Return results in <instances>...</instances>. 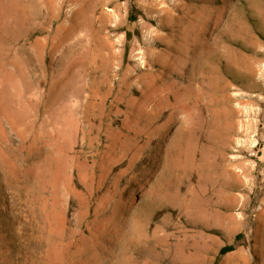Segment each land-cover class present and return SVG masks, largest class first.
I'll list each match as a JSON object with an SVG mask.
<instances>
[{"label":"rangeland","instance_id":"374dc122","mask_svg":"<svg viewBox=\"0 0 264 264\" xmlns=\"http://www.w3.org/2000/svg\"><path fill=\"white\" fill-rule=\"evenodd\" d=\"M0 264H264V0H0Z\"/></svg>","mask_w":264,"mask_h":264},{"label":"trees","instance_id":"16d2710c","mask_svg":"<svg viewBox=\"0 0 264 264\" xmlns=\"http://www.w3.org/2000/svg\"><path fill=\"white\" fill-rule=\"evenodd\" d=\"M233 249H234L233 246L223 248V249L220 251L219 254H220V255H224V253L229 252V251H231V250H233Z\"/></svg>","mask_w":264,"mask_h":264},{"label":"bare ground","instance_id":"6f19581e","mask_svg":"<svg viewBox=\"0 0 264 264\" xmlns=\"http://www.w3.org/2000/svg\"><path fill=\"white\" fill-rule=\"evenodd\" d=\"M260 80V79H259Z\"/></svg>","mask_w":264,"mask_h":264}]
</instances>
